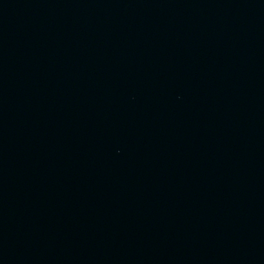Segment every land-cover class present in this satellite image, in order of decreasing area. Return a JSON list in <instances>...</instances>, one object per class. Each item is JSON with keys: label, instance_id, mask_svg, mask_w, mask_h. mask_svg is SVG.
Returning <instances> with one entry per match:
<instances>
[{"label": "water", "instance_id": "water-1", "mask_svg": "<svg viewBox=\"0 0 264 264\" xmlns=\"http://www.w3.org/2000/svg\"><path fill=\"white\" fill-rule=\"evenodd\" d=\"M0 264H264V0H0Z\"/></svg>", "mask_w": 264, "mask_h": 264}]
</instances>
